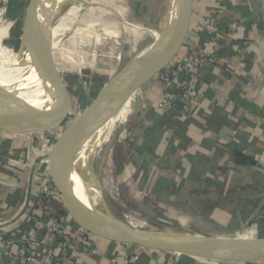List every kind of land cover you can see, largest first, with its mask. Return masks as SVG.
Wrapping results in <instances>:
<instances>
[{
  "label": "crops",
  "instance_id": "obj_1",
  "mask_svg": "<svg viewBox=\"0 0 264 264\" xmlns=\"http://www.w3.org/2000/svg\"><path fill=\"white\" fill-rule=\"evenodd\" d=\"M18 1L23 9L29 6L26 2L30 0ZM42 1L43 6L50 0ZM191 48L208 59L198 75L201 97L188 115L181 112L171 121L162 119L169 111L159 112L157 102L170 91V85L158 80L162 69L156 68L114 105L102 125L103 129L114 117L121 120L122 111L128 109L121 123L114 125L119 138L111 149L113 156L127 158L122 169L126 174L120 179L132 176L126 167L134 164L131 158L139 165L136 173L146 177L148 189L165 180L170 190H151L163 198L161 204L177 201L193 216L217 227L195 235L264 237V174L259 170L264 171V0H190L187 30L177 52L165 54V67L178 65L181 56L192 53ZM15 87L14 83L0 86V101L10 97ZM88 99L90 102L74 117L64 118L52 130L58 132L56 141L60 134L71 133L75 120L93 98ZM32 131V127L15 133L0 130L1 148L6 151L5 155L0 153V264H10L12 256L1 254L3 240L19 239L34 221L48 223L60 211L64 212L68 233L85 232L62 200L54 198L59 191L54 182L55 165L49 159L37 161L53 144L46 139L45 144L36 145L33 137H27ZM102 142L106 144L104 139ZM156 167L169 171L168 175H158ZM96 242L100 252H79L76 264H112L109 257L122 254L125 248L100 238ZM126 248L133 252L137 247ZM34 251L37 264H51L47 244L38 243ZM183 259L179 254L144 250L138 264H185Z\"/></svg>",
  "mask_w": 264,
  "mask_h": 264
},
{
  "label": "rangeland",
  "instance_id": "obj_2",
  "mask_svg": "<svg viewBox=\"0 0 264 264\" xmlns=\"http://www.w3.org/2000/svg\"><path fill=\"white\" fill-rule=\"evenodd\" d=\"M175 2L176 0H165V2L164 0H67L59 7L58 13L73 16L72 20L76 19L73 26L75 33L65 36L42 67L37 68V75H34L31 81L33 91H40L43 82L52 90L54 100L47 107L48 110H54L58 95L60 97L67 95L68 101L71 102V110L67 117H74L80 108L78 104H82L77 100L78 98L83 96L85 99L91 98L93 94L95 99L100 89L113 75L152 43L157 33L162 30L160 13L166 14V22L169 21ZM26 3L29 4L26 9L18 10L20 7L12 6L9 0H0V60L8 58L13 65L24 33L43 1L36 0L34 5H30V1ZM100 21L104 23L101 24ZM66 23L65 19V25L62 24L60 28L61 36L66 30ZM96 23L103 25L101 30L105 28L104 33L96 30ZM96 34H100L99 39L94 36ZM61 36L52 37L47 47L53 48ZM54 72L61 79L65 95L63 92L58 95L55 93L50 82ZM71 75L76 76V80L67 78ZM69 85L71 87H68ZM14 86L15 89L20 87L15 82ZM13 94L18 98L17 91ZM127 112L128 109L123 110L120 118L123 119ZM117 119L118 117L112 118L103 129L104 123L100 125L93 135L94 144L91 147L93 149L95 144L103 139L106 144H102L98 151H91L84 162L85 171L82 179L96 198L100 210L120 225L156 234L185 236L195 235L194 233L198 232L205 233L212 228L217 229L204 223L207 221L193 216L186 211V208L183 209L177 204V201L170 205L161 204L163 198L151 192L156 187V183L148 189L144 183L146 177L144 178L143 173L141 175L136 173L139 166L135 165L136 160L130 158L131 163L134 164L130 163V166H126L127 172H131L132 176L128 178L126 175V179H120V175L126 174V171L122 173V169L127 163V158L123 155L113 156V144L119 138V132L115 134L118 127L114 125L121 123L122 120ZM37 129L29 135L26 133L28 138L29 136L34 138L36 145L45 144L46 139L51 144H56L54 137L58 132L37 131ZM62 142L67 153L68 141L63 139ZM157 170L158 175L162 176H167L169 172L160 167ZM55 195L62 200L59 191ZM183 257L216 264H264L261 261H221Z\"/></svg>",
  "mask_w": 264,
  "mask_h": 264
},
{
  "label": "water",
  "instance_id": "obj_3",
  "mask_svg": "<svg viewBox=\"0 0 264 264\" xmlns=\"http://www.w3.org/2000/svg\"><path fill=\"white\" fill-rule=\"evenodd\" d=\"M35 1L30 0V5H34ZM47 5L46 2L39 11H36L18 50L20 56L29 54L32 64L37 68L42 67L46 60L43 58L41 42L47 25ZM174 6L177 8L176 13L169 21L166 22V14L160 13L162 30L152 43L107 81L84 110L83 115L75 120L71 133L62 134L56 144L37 161L49 159L55 165L57 173L54 182L61 194L62 202L77 223L97 238L107 242L140 247L148 251L173 253L200 259L264 262V237L172 236L140 231L103 218L97 214L96 210L85 205L74 191L72 175L76 171L77 160L87 140L113 112L114 105L121 103L152 69L157 68L159 71L167 65L168 59L165 58V54L169 52L173 56L177 52L189 23L190 0H176ZM50 82L57 95L61 92L66 94L61 79L56 76L55 72ZM70 106L71 102L68 101L67 95L64 97L58 95L54 110L47 108L36 110L24 100L11 108L0 104V130L15 133L32 127L34 130L38 128L37 131H52L69 115ZM63 139L68 141L67 153L64 151ZM259 170L264 174L263 170ZM238 252L246 253L230 257ZM250 252L253 254L249 255Z\"/></svg>",
  "mask_w": 264,
  "mask_h": 264
},
{
  "label": "built area",
  "instance_id": "obj_4",
  "mask_svg": "<svg viewBox=\"0 0 264 264\" xmlns=\"http://www.w3.org/2000/svg\"><path fill=\"white\" fill-rule=\"evenodd\" d=\"M190 51L195 54L181 56L178 65L172 64L164 67L159 73L158 80L163 84L170 85V91L161 96L157 102L156 109L159 112L177 107L183 114L188 115L193 103L197 101L198 97H201L198 75L208 57L198 54L194 48H191ZM1 150L0 142V153ZM54 198L59 199L56 195ZM21 236L16 239L17 241L5 239L1 243V254L12 255L10 264H37L39 258L34 250L41 242L50 247L47 256L51 264H76L77 253L98 254L100 252V246L96 242L97 237L86 231L78 234L68 233L65 230L63 216H56L48 223L41 220L34 221V226ZM124 247L122 254L109 257L110 263L138 264L144 249L137 247L135 251L129 252L126 245ZM165 264L174 263L167 262Z\"/></svg>",
  "mask_w": 264,
  "mask_h": 264
},
{
  "label": "bare ground",
  "instance_id": "obj_5",
  "mask_svg": "<svg viewBox=\"0 0 264 264\" xmlns=\"http://www.w3.org/2000/svg\"><path fill=\"white\" fill-rule=\"evenodd\" d=\"M66 1L67 0H50L48 5H47V16H46L47 25H46V28L44 30V37H43L42 42H41L43 45L42 46V50H43L42 54H43L44 59H47L53 53V51L57 48L59 42L63 38H65V36H67L68 34H71L72 32L75 33L73 26L75 25L76 19L72 20L74 18L73 16L70 17L69 15L65 16V15H61L58 13L59 7L62 4H64V2H66ZM164 2H165V0H164ZM171 4H173V3H171ZM176 9L177 8H175V6L173 4V8L171 9L170 19L173 18L174 14L176 13ZM65 19L67 22L66 23V30H65V32L63 30L64 34H63V36H61L62 33L60 34V28H61L62 24L65 25L64 24ZM100 23L103 24L104 21H100ZM95 26L97 27L96 30H99V33L100 32L102 33L103 31H105V28L101 30V26H103V25L96 23ZM112 28H114V27H112ZM58 35H60L61 37L55 43L54 47L48 48L47 46L50 43V41L53 39L52 37H55ZM99 35L100 34H96L94 36H96L99 39ZM158 35L159 34L157 33L156 36H158ZM156 36H155V38H156ZM0 39H1V37H0ZM15 56H16L15 61H13L14 65L11 63L10 60H8V58L0 60V86H6V85H9V84L14 83V82L18 83L20 87H17L15 89V91H13V93L17 91V93H18L17 97L18 98L14 97V94L12 93L11 96L8 97L6 100H4L3 102L0 101V104L3 107L11 108V107L16 106L20 101L24 100L25 102H27L28 104H30L31 106H33L36 109L47 108L49 105H51L52 101L54 100V97H53V94H51L50 92H47L44 89H41L40 91L38 90V92L33 91L31 81L33 79L34 74L37 72V67L32 64V62H31L32 60H31L29 54H25L23 56H20L17 53ZM104 131H105V129H104ZM93 135H91V137L87 140V143H86L85 147L83 148L80 157L77 160L76 171L72 175L71 181L73 183V187H74V191L76 193V196L85 205L96 210L97 214H99L103 218H107V219L111 220L112 222H114L111 218H109L106 215V213H103V211L100 210V208L98 207V202H97L96 198L94 197L93 193H91L90 190L86 187V184H85L84 180L82 179L83 178L82 175L85 171L84 162L86 161L87 157L89 156V149H91L92 148L91 146L94 144ZM103 143L104 142H102V140H99L95 144L94 148L91 149L90 151H92V150L98 151V148L101 147ZM131 226H132V224H131ZM243 253H246V252L234 253L230 257L239 256ZM250 254H253V253L250 252L249 255Z\"/></svg>",
  "mask_w": 264,
  "mask_h": 264
},
{
  "label": "trees",
  "instance_id": "obj_6",
  "mask_svg": "<svg viewBox=\"0 0 264 264\" xmlns=\"http://www.w3.org/2000/svg\"><path fill=\"white\" fill-rule=\"evenodd\" d=\"M10 4L13 6H16V7H20V8H18V10L19 9H21V8H23V3L22 2H19L18 0H10ZM67 78H69L70 80H76V76H73V75H71V76H68ZM42 84H44V87H46V88H44V89H46V90H48V91H50L52 94H53V92H52V90H50L49 89V87L43 82ZM68 87H71L70 85L68 86ZM73 93V92H72ZM74 94V93H73ZM93 94H92V96H91V99L93 98ZM76 99H77V97H76ZM78 101L80 100L81 102H82V104H78L79 105V107L80 108H84V106L85 105H87L89 102H90V99H88V98H86L85 99V97L83 96L82 98H78L77 99ZM78 101H77V103H78ZM79 101V102H80ZM169 112H168V116H166V117H162V119L164 120H172V118H173V116L175 115V113L176 114H178V113H181V110L179 109V108H173V109H170V110H168ZM160 120V118L159 119H156V121L155 122H157V121H159ZM181 127V126H180ZM2 150H1V153L3 154V155H5V150L3 149V147L1 148ZM168 186H170V187H168ZM165 187H167V188H165ZM170 188H171V185H168V183L165 181V180H159V181H157V183H156V187L153 189L154 190V192H157V191H159L160 189H163V190H166V189H169L170 190ZM224 202H225V199H224ZM223 205V204H222ZM56 216H64V212H59V213H57V215H55V217ZM261 235H264V232H262L261 233ZM126 246H130V245H126ZM184 260V262H185V264H188V262H186V261H189V259H187V258H185V259H183ZM183 263V262H182Z\"/></svg>",
  "mask_w": 264,
  "mask_h": 264
}]
</instances>
